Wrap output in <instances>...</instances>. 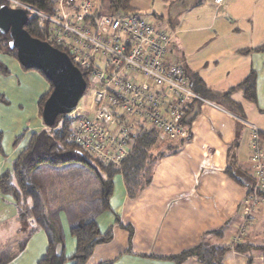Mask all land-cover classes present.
Listing matches in <instances>:
<instances>
[{
	"label": "crops",
	"instance_id": "obj_1",
	"mask_svg": "<svg viewBox=\"0 0 264 264\" xmlns=\"http://www.w3.org/2000/svg\"><path fill=\"white\" fill-rule=\"evenodd\" d=\"M176 13L162 20V28L174 35L188 74H196L210 92L204 94L207 102L193 106L190 137L168 141L173 149L159 159L151 181L136 197L129 198L121 176H115L110 211L95 219L102 233L111 229L112 238L97 245L85 264H173L167 258L201 242L229 244L242 222V203L252 175L249 126L264 134V52H238L264 44V0H226L221 7L213 0H195L191 7ZM251 71L256 76L255 102L235 92L230 97L239 109L215 95L237 86ZM33 75L45 84L46 93L48 82ZM34 106L28 120L35 127H28V133L45 127L38 115V102ZM13 154L15 159L17 154ZM254 214L256 223L243 241L256 246L257 240L264 238V203ZM59 224L63 250L66 257L71 256L76 242L63 212ZM0 226L12 234V239L1 240L0 230V259L14 256L5 264H37L44 257L48 246L45 232L37 229L20 247L35 225L32 219L21 222L17 204L1 194ZM216 231L223 233L216 235ZM60 247L57 245L58 251ZM253 259L255 264H264L263 254ZM223 263L247 264V258L228 251ZM180 264L201 263L187 259Z\"/></svg>",
	"mask_w": 264,
	"mask_h": 264
},
{
	"label": "trees",
	"instance_id": "obj_2",
	"mask_svg": "<svg viewBox=\"0 0 264 264\" xmlns=\"http://www.w3.org/2000/svg\"><path fill=\"white\" fill-rule=\"evenodd\" d=\"M135 1L102 0V3L111 12L127 13L137 12V9L134 7ZM12 2L19 5L17 9L25 11L27 20L24 30L30 37L41 42H47L53 48L66 53L59 46L53 45L48 41L49 23L41 16L52 15L57 0H0V9H10ZM161 29L163 28L161 27ZM165 32L168 33L167 31ZM168 34L171 35V33ZM174 38L173 35L171 54L175 61L183 67L188 88L198 97V99L191 101L184 107L185 118L183 125L189 131L188 139L191 135V120L194 118L189 113L193 112V106L200 107L204 102H207L204 94L210 92L206 90L203 81L196 74L193 77L188 74L182 55L177 51ZM10 41L11 36L9 32L5 34L0 33V52L18 63L16 50L10 48ZM175 52H178V55ZM250 52H264V44L254 50H241L238 53L247 55ZM20 67L28 71L22 66ZM0 70L7 73L1 67ZM36 72L50 86L49 90L38 101V115L42 120V108L51 93L52 86L40 71ZM82 76L86 82V74L84 73ZM255 84L256 76L254 71H251L237 86L230 88L222 94L215 95L228 100L230 105H236L240 109V105L236 104V102L234 103L230 96L238 92L241 93L246 101L253 103L255 102ZM74 125V119H69L67 115H60L52 125H44L43 129L29 133L28 130H23L22 134L14 138L13 148H17L21 142H24L23 147L11 162L10 169L0 175V194L12 198L17 204L21 222L26 223L28 219H32L35 225L22 241L20 247L25 245L31 233L37 229L44 231L46 234L48 241L47 250L44 257L37 264H85L97 245L107 243L112 238L111 229L105 230L102 233L95 219L99 213L110 211L109 199L113 192L115 176H121L127 196L134 198L151 181L154 166L159 159L169 150L173 149L168 145V142L164 141V143L163 140L161 141L155 130L139 126L131 134V147L128 154L120 162L119 167L114 168L112 164H106L98 159L91 158L70 139ZM261 138L264 141V134L261 135ZM187 139H181V141ZM93 165L97 167L99 172ZM40 166H48L52 171L61 168L66 169L67 172L63 175L66 176L70 173L72 181L69 188H60L59 186L62 185L58 186V182H56V185L46 182L44 176L40 175V171L43 172L44 169ZM81 166L82 168L91 169L95 173L96 180H94L99 183L98 188L92 190L77 188L80 187L77 184L80 181L78 180L79 173H82ZM250 176L247 194L252 193L254 186L253 176ZM60 178L59 182L63 184L64 180L62 177ZM72 185L75 186L73 187ZM259 196L264 199V190L259 192ZM61 212L67 218L69 233L76 242L75 252L67 257L63 250L64 246L59 224V214ZM122 227L128 230L129 233L132 232L129 226ZM214 233L222 235L223 231H216ZM59 244L61 245V249L58 251L57 245ZM228 251L247 256V264H251V257L254 255L263 254L264 256L263 245L254 246L246 241L233 246L230 243L227 245H208L201 242L197 246L181 251L177 255L170 256L167 260L173 264H180L187 259H194L201 264H224L223 257ZM13 258L14 256H4L0 264L8 263ZM100 264L112 263L108 261Z\"/></svg>",
	"mask_w": 264,
	"mask_h": 264
},
{
	"label": "built area",
	"instance_id": "obj_3",
	"mask_svg": "<svg viewBox=\"0 0 264 264\" xmlns=\"http://www.w3.org/2000/svg\"><path fill=\"white\" fill-rule=\"evenodd\" d=\"M213 1L216 7L226 3ZM18 7L12 2V9ZM41 16L49 23L48 41L87 76L89 107L67 115L75 121L70 139L83 152L118 168L139 126L155 130L163 140L187 139L184 107L198 97L171 54L172 34L138 12H111L102 0H57L54 13ZM251 131L254 186L242 203L243 219L231 246L243 241L255 223L254 211L264 203L259 196L264 190L263 133L255 127Z\"/></svg>",
	"mask_w": 264,
	"mask_h": 264
},
{
	"label": "rangeland",
	"instance_id": "obj_4",
	"mask_svg": "<svg viewBox=\"0 0 264 264\" xmlns=\"http://www.w3.org/2000/svg\"><path fill=\"white\" fill-rule=\"evenodd\" d=\"M195 0H136L134 2V7L137 8V12L141 14L147 21L156 23L159 27H162V20L173 18L171 17L174 13L176 15L183 11V9H188ZM182 9V10H181ZM175 17V16H174ZM178 55V52H175ZM0 67L7 71L4 73L0 70V133H1V150H0V175L6 170L10 169L11 162L14 160V154H17L19 150L23 147L24 142H21L17 148H13L14 138L23 133L28 127H35L33 121L28 120L29 115L35 109L37 102L40 97L45 94L46 87L43 83H38L33 74H38L33 70H23L19 63L15 60L8 58L2 52H0ZM94 86V85H92ZM52 90V89H51ZM90 86L86 89L82 97L80 98L76 107L80 109H87L90 105ZM89 114V112H86ZM42 121V120H41ZM43 123V122H42ZM250 125V124H249ZM253 126H249L251 129ZM161 139V138H160ZM163 139H161L162 141ZM262 140V149H264V141ZM168 142L163 140V142ZM164 142V143H165ZM95 169L97 167L93 165ZM43 172L40 171V175L44 176V180L49 183L56 185L58 182L60 188H69L71 184L70 173L68 175H63L67 172L66 169H52L48 166H40ZM82 168V166H81ZM84 168V169H83ZM81 169V174L79 173L77 184L80 189H95L99 187V183L95 180V173L91 169L83 167ZM98 170V169H97ZM80 172V171H79ZM99 172V170H98ZM60 177L63 178L62 182H59ZM116 178V177H115ZM114 178V179H115ZM95 179V180H94ZM73 187L75 185H72ZM256 223V221H255ZM254 223V224H255ZM253 224V225H254ZM252 225V227H253ZM251 228V227H250ZM249 228V229H250ZM238 229V228H237ZM235 231V234L237 232ZM248 229V231H249ZM1 240L12 239V234H9L8 229H4L0 226ZM242 237V240L247 238V234ZM234 234V236H235ZM8 235V236H7ZM233 236V237H234ZM232 237V238H233ZM232 240V239H231ZM248 242V241H246ZM225 244L227 241L225 240ZM229 243V242H228ZM258 245L264 246L263 241L257 240ZM247 258V256H246ZM248 260V258H247ZM0 261H2L0 259ZM251 264L254 263L253 257H251Z\"/></svg>",
	"mask_w": 264,
	"mask_h": 264
},
{
	"label": "water",
	"instance_id": "obj_5",
	"mask_svg": "<svg viewBox=\"0 0 264 264\" xmlns=\"http://www.w3.org/2000/svg\"><path fill=\"white\" fill-rule=\"evenodd\" d=\"M27 17L23 9H0V33L9 32L10 48L16 50L17 61L27 70L40 71L52 86L42 108V121L52 125L60 115H68L85 92L86 82L69 57L28 35L24 30Z\"/></svg>",
	"mask_w": 264,
	"mask_h": 264
},
{
	"label": "bare ground",
	"instance_id": "obj_6",
	"mask_svg": "<svg viewBox=\"0 0 264 264\" xmlns=\"http://www.w3.org/2000/svg\"><path fill=\"white\" fill-rule=\"evenodd\" d=\"M214 2V1H213ZM52 12V11H51ZM85 91H86V89H85Z\"/></svg>",
	"mask_w": 264,
	"mask_h": 264
}]
</instances>
